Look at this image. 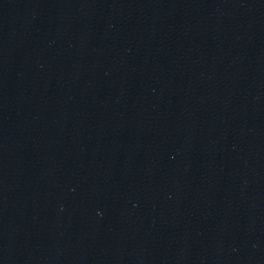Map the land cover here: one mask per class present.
<instances>
[{
    "label": "water",
    "instance_id": "1",
    "mask_svg": "<svg viewBox=\"0 0 264 264\" xmlns=\"http://www.w3.org/2000/svg\"><path fill=\"white\" fill-rule=\"evenodd\" d=\"M0 264H264V0H0Z\"/></svg>",
    "mask_w": 264,
    "mask_h": 264
}]
</instances>
